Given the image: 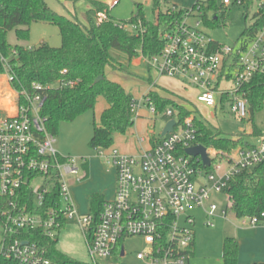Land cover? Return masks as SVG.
<instances>
[{
    "label": "built area",
    "instance_id": "built-area-1",
    "mask_svg": "<svg viewBox=\"0 0 264 264\" xmlns=\"http://www.w3.org/2000/svg\"><path fill=\"white\" fill-rule=\"evenodd\" d=\"M246 3L249 1L223 0L224 6ZM180 11L182 19L161 29L163 50L139 58L160 76L196 88L200 103L215 110L228 109L236 118L247 120L251 111L244 89L264 75V28L242 50L240 46L217 44L200 29L199 22L190 24V19L204 14L198 1L187 9L173 6L169 14ZM121 27L132 34H145L142 21ZM7 76L10 83L12 76ZM75 84L74 80H62L56 86L34 83V94L27 90L17 93V99L21 96L24 101H17L16 115L0 119V264H52L40 236L56 241L64 225L71 222L83 231L92 264L112 261L116 250L125 249L122 241L132 237L142 238L149 246L137 255L147 264H187L195 244L191 211L202 209L210 227L218 218H229V204L222 207L216 195L228 198L226 191L237 174L264 165V140L258 147L237 148L223 162H216L217 150L207 148L208 168H212L207 171L199 167V163L203 165L199 157L186 153L188 148L202 145L193 115L181 124L172 108L158 113L146 98L150 92L140 102L134 99L136 118L146 105L167 123L175 120V130L164 137L162 131L158 141L152 142L150 137L151 146L140 156L100 150L107 165L116 171L117 185L96 223L94 213L80 212L73 191L86 177L83 165L87 159L63 155L42 116L45 90ZM151 86L155 88L156 83ZM141 142L146 141L142 138ZM246 219L252 227L260 225L258 218Z\"/></svg>",
    "mask_w": 264,
    "mask_h": 264
},
{
    "label": "trees",
    "instance_id": "trees-1",
    "mask_svg": "<svg viewBox=\"0 0 264 264\" xmlns=\"http://www.w3.org/2000/svg\"><path fill=\"white\" fill-rule=\"evenodd\" d=\"M69 1L77 3L80 0ZM88 1L91 5L87 12L89 25L85 26L78 20L59 15L46 0H0V75L7 72L12 76L10 85L17 93L27 90L34 94V83L56 86L62 80L76 82L70 88L54 87L44 92L42 116L46 119L48 131L54 136L58 134L61 124L75 122L84 114L93 111L100 97L105 98L108 107L102 114L100 125L94 124V133L90 140V147L100 151L112 148L116 135H125L136 122L132 110L133 95L119 83L110 80L108 71L123 72L127 70V63L141 55L149 58L159 54L164 48L160 36L161 29L170 27L175 21L182 19L183 12L169 14L170 8L162 11V6L167 0H151L155 21L150 22L145 18L144 8L138 5V13L133 16L131 23L142 21L145 34L136 35L121 27L124 22L112 19L108 4L99 0ZM248 1L252 3L251 0ZM198 2L203 5L204 21L213 27L219 25L220 17L215 1ZM211 11L217 13L213 20L209 16ZM36 23L57 26L62 37L61 47L56 48L44 43L38 48H28L9 43L7 37L12 31L16 32L20 41H29L32 25ZM263 28L264 4L259 6V11L254 16V24L247 27L242 35V50L246 49ZM236 57L238 58V55ZM64 71L67 72L63 73ZM100 77L103 79L96 82ZM244 93L249 100L252 114L263 109L264 75L257 76L247 85ZM146 98L156 106L158 113H164L168 108L177 111L181 124L192 115L184 104L164 98L157 92H150ZM17 101L21 104L24 100L20 96ZM195 124L199 130L198 143L208 149L217 150L218 158L223 159L240 147H253L246 140L249 134L224 136L221 132L214 131L202 119L195 118ZM252 135H260L259 130H254ZM151 139L154 142L160 137L152 133ZM199 167L207 171L212 169L204 168L202 163H199ZM226 192L229 212L237 219L258 218L260 224L264 223V165L237 174ZM105 202L106 198L102 194H94L91 197L96 223ZM65 228L66 224L63 229ZM40 239L47 246L52 264H92L75 260L60 252L57 248L58 240L52 241L41 236ZM121 258L118 249L112 261L100 264H120ZM223 262L239 264V242L234 237L225 239Z\"/></svg>",
    "mask_w": 264,
    "mask_h": 264
},
{
    "label": "rangeland",
    "instance_id": "rangeland-1",
    "mask_svg": "<svg viewBox=\"0 0 264 264\" xmlns=\"http://www.w3.org/2000/svg\"><path fill=\"white\" fill-rule=\"evenodd\" d=\"M49 6L59 15L78 20L83 25H89L87 12L91 8L88 0H80L74 3L69 0H46ZM109 5L110 14L116 22H131L133 16L138 13V5L144 8L145 18L155 21V13L151 0H119L116 6H112L115 0H99ZM198 0H167L163 4L162 11L177 6L179 8H191ZM208 2L209 0H200ZM218 7L219 25L211 26L204 21L203 17H195L189 20L190 24L200 23V29L208 34L214 41L226 46H240L243 42L242 35L247 27L254 24V16L259 11L262 0H254L243 6L232 4L224 6L223 0H214ZM235 3V0H231ZM216 11L209 12L210 19L217 15ZM199 14V13H198ZM8 41L11 45H21L28 48H38L46 43L52 47H61L62 37L57 26L36 23L32 25L29 41H20L15 31L8 34ZM126 71L109 70V79L122 85L128 93L133 95L138 102L142 101L148 92L152 82H158L155 91L164 98L173 99L184 104L195 118L203 119L214 131L221 132L224 136H238L249 134L247 141L253 146H260L264 140V107L263 109L249 114L247 120H241L232 115L228 109H212L198 101V90L188 87L179 80L162 77L155 69H150L143 58L137 62L132 61L126 64ZM0 75V101H16V91L9 85V79ZM4 103V102H1ZM107 107L105 98L100 97L96 107L73 123L61 124L56 135V148L65 156L87 159L90 162L89 178L80 186L77 204L87 206L89 199L94 194H112L114 187L113 175L107 172L110 168L100 151L90 147V140L94 124L100 125L102 114ZM8 107L0 106V118L7 116ZM135 125L125 135H117L114 146L105 151L118 150L124 155L140 156L143 148L151 146L150 137L155 133L160 137L161 132L168 120L155 116L150 108L142 105L138 112ZM259 130L260 135L253 136L254 130ZM252 135V136H251ZM145 139L143 146L140 139ZM219 155V153H218ZM219 157V156H218ZM223 162L226 158H218ZM226 168V163H223ZM222 207L229 204L225 194L216 195ZM76 199V198H75ZM195 217L193 229L195 231L196 250L195 256L187 264H224L223 246L225 239L232 236L241 228L249 226L248 219H237L230 212L229 218H218L215 226L206 224L207 219L202 209L191 211ZM126 255L121 258L120 264H147L137 258L139 252L146 251L149 246L140 237H132L122 241ZM121 246V247H122ZM57 248L63 254L84 262L91 263L88 245L85 235L78 224L71 222L59 235Z\"/></svg>",
    "mask_w": 264,
    "mask_h": 264
},
{
    "label": "crops",
    "instance_id": "crops-1",
    "mask_svg": "<svg viewBox=\"0 0 264 264\" xmlns=\"http://www.w3.org/2000/svg\"><path fill=\"white\" fill-rule=\"evenodd\" d=\"M138 59L139 58L135 59L134 62H137ZM154 83H156V87H157L158 82L156 81ZM9 85H10V83H9ZM155 88H152V86H150L149 90L145 94V96L149 92H152V91L159 93L158 91H155ZM1 102H4V103H1ZM2 105L8 107L7 108L8 110L6 111V112H8V114L4 118L16 115V113H17V92H16V101H12L10 99L7 101H5V100L0 101V106H2ZM107 107H108V104H107ZM0 119H3V118H0ZM93 133H94V128H93ZM93 133H92V136H93ZM144 143H142L141 139H140L141 146H143ZM147 148H149V147H147ZM144 149L145 148H143V150ZM143 150H142V152H143ZM83 170L86 174L84 181L81 184H75L73 186L74 196H75L76 200L78 199V194L80 192V186L79 185H82L89 178L90 162L88 160L83 165ZM107 172L113 175V179H114L113 191H112V194H110L109 196L102 194V193L101 194L104 195L106 200H110L115 195L116 185H117V176H116V171L112 168H108ZM91 197L89 199L87 206H80L79 204H77L78 208L82 214L94 213L92 211V206H91ZM229 237H234L239 242V264H264V223L260 224L257 227H252L249 225L248 227L241 228V229H239V231H236L234 234H232V236H229ZM195 250H196V243H195V248H194V256H195Z\"/></svg>",
    "mask_w": 264,
    "mask_h": 264
},
{
    "label": "water",
    "instance_id": "water-1",
    "mask_svg": "<svg viewBox=\"0 0 264 264\" xmlns=\"http://www.w3.org/2000/svg\"><path fill=\"white\" fill-rule=\"evenodd\" d=\"M102 79L103 77H100L99 79H97L96 82H100ZM175 126H176L175 120L169 121L163 130L162 137L166 136L170 132H173L175 130ZM186 153L189 156H192L195 158L199 157L202 160L205 168H208L211 166V160L209 158L207 148L204 145H197L194 147H190L186 150ZM124 252H125V249L122 248L121 256H124Z\"/></svg>",
    "mask_w": 264,
    "mask_h": 264
}]
</instances>
